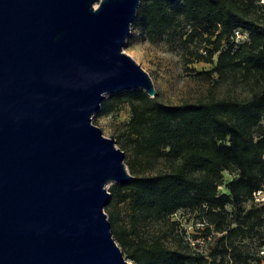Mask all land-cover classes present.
I'll use <instances>...</instances> for the list:
<instances>
[{
  "label": "water",
  "instance_id": "1",
  "mask_svg": "<svg viewBox=\"0 0 264 264\" xmlns=\"http://www.w3.org/2000/svg\"><path fill=\"white\" fill-rule=\"evenodd\" d=\"M141 2L0 0V264H133L105 212L133 177L92 117L157 95L124 52Z\"/></svg>",
  "mask_w": 264,
  "mask_h": 264
},
{
  "label": "trees",
  "instance_id": "2",
  "mask_svg": "<svg viewBox=\"0 0 264 264\" xmlns=\"http://www.w3.org/2000/svg\"><path fill=\"white\" fill-rule=\"evenodd\" d=\"M132 26L153 43H196L185 63L212 66L196 76L246 94L167 104L134 89L103 101L102 113L127 103L132 114L121 149L133 178L106 206L113 237L133 264H252L250 247H264V0H142ZM181 211L215 238L208 255L179 230Z\"/></svg>",
  "mask_w": 264,
  "mask_h": 264
},
{
  "label": "rangeland",
  "instance_id": "3",
  "mask_svg": "<svg viewBox=\"0 0 264 264\" xmlns=\"http://www.w3.org/2000/svg\"><path fill=\"white\" fill-rule=\"evenodd\" d=\"M131 29V34L124 46V52L134 58L149 73L157 91L156 99L158 101L167 104H181L246 94L244 89L233 85L231 82L218 81L217 75H214L212 79L196 76L197 72H206L212 69L211 65L205 63H185L190 57L188 53L194 51L196 43H191L189 46L177 43L171 44L163 40L153 43L147 39L140 29L133 26ZM186 55L188 56L186 57ZM113 95L115 94L107 95L105 100H111ZM110 109L107 113H102V110H100L93 115L92 124L100 128L105 137H114L117 141V147L121 149V143L127 135L128 124L132 117L131 108L127 103H123L114 104ZM127 163V152H125V164L130 172ZM167 167L168 165L165 162H157L154 172L166 170ZM232 178L229 173H225V183L230 182ZM117 184L115 182L109 183L107 185L108 192L111 193L110 191ZM221 191H225V187H222ZM124 211L123 208L119 209V213ZM105 212L108 218H110L111 213L115 214L113 208L107 209L106 207ZM173 219L180 222L179 230L184 231L187 240L190 241L194 237H200L197 242L195 241L199 246L194 248L208 255L215 245V238L203 239V227L198 223L197 218H194L187 211H181ZM250 249L254 259L252 264H255L257 259H261L262 264H264V255L261 253L264 247L251 246Z\"/></svg>",
  "mask_w": 264,
  "mask_h": 264
},
{
  "label": "built area",
  "instance_id": "4",
  "mask_svg": "<svg viewBox=\"0 0 264 264\" xmlns=\"http://www.w3.org/2000/svg\"><path fill=\"white\" fill-rule=\"evenodd\" d=\"M238 39H244L246 36L240 34L239 32L236 33ZM254 200L256 203L263 204L264 203V190L258 191L254 194Z\"/></svg>",
  "mask_w": 264,
  "mask_h": 264
}]
</instances>
